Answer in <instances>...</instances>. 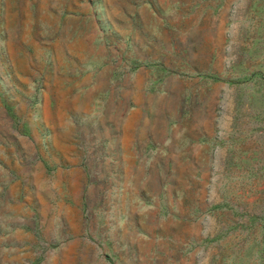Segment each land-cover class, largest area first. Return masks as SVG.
Here are the masks:
<instances>
[{"label": "rangeland", "instance_id": "obj_1", "mask_svg": "<svg viewBox=\"0 0 264 264\" xmlns=\"http://www.w3.org/2000/svg\"><path fill=\"white\" fill-rule=\"evenodd\" d=\"M122 2L0 0V264H147L152 253L156 264H264V0H222L215 26L214 9L195 0L165 3L171 16L156 20V36L195 49L200 35L215 36L219 72L155 73L187 97L165 101L170 117L127 121L115 99L116 82L132 76L119 64L124 44L116 49ZM211 81L218 90L203 89ZM217 129L233 132L235 144L228 168L199 173L215 175L216 217H195L196 171L176 153L154 154L148 169L116 180L117 144L128 162L134 139L143 163L168 132L178 147Z\"/></svg>", "mask_w": 264, "mask_h": 264}, {"label": "crops", "instance_id": "obj_2", "mask_svg": "<svg viewBox=\"0 0 264 264\" xmlns=\"http://www.w3.org/2000/svg\"><path fill=\"white\" fill-rule=\"evenodd\" d=\"M156 2L158 1L125 0V2H122V6L123 3L125 5L124 8H121V17H117L115 21L116 24L121 27V29H118L116 32V49L119 50V42H122L127 50L124 56H121V59L125 62H119V64L128 67L132 75L130 81H124L122 79L121 82H116L115 84L116 105L119 106L122 104L126 108L128 107L125 113H118L117 117H120L121 121L132 120L133 117H151L152 115H154V117H170L171 108H169L166 103H168L172 96L187 97V94L184 92L181 94V88H178V92L175 94L172 86L167 83V80H162V83L158 84L159 82L156 81V77H153L155 73L163 75L168 73L180 74L194 72L198 74L217 75L219 72V39L215 36L200 35L199 38L201 39L198 40L197 49L193 46L188 48H172L171 45L168 46V44L165 43V39H160L156 36L154 29L156 20L162 21L163 24L165 19L167 20L168 16H171V14H165L164 12L165 3L166 6L173 5L178 9H184L187 8L186 6L189 5L191 0H162L161 8H158L159 6H157L158 4H156ZM195 2L199 5L200 9H214L215 13H212L213 19H210V26H215L219 23L217 16L218 12H216V10L223 7L222 0H195ZM116 3L118 4L119 0H116ZM192 3H194V1L190 4ZM128 5L130 6L129 9L126 8ZM204 15H206V13H204ZM226 22H228V20ZM200 23L202 22L200 21ZM171 25L172 24L169 22L166 23V26L171 27ZM224 36L225 40L228 39V32ZM170 38L167 39V42H170ZM202 43H204V45ZM172 50L179 51V55L176 56L177 52H174L173 57H171ZM183 50H185L187 56L182 53ZM166 56L169 57V61H166ZM139 77L140 80H138ZM167 79H169V77ZM203 86L204 90L212 91L213 89H219V84L213 83L212 81L210 83H204ZM159 97L162 98L163 104L159 105L157 102L153 104L154 99ZM214 101L216 103L215 109L219 101L217 92ZM187 105L185 101L178 106L177 109L180 114H184ZM202 108L203 111H206L204 105ZM176 115H178V112H176ZM234 139V133L230 131L217 129L207 132L201 130L198 131L194 137H191L188 142L184 141L185 144L172 147L171 134L168 132V134L162 137V140L157 143L156 149L150 152L148 150L146 151V160L143 163L139 161L140 158H138L137 153L138 148L134 146V139H132V143H129L131 145L125 148L126 151L124 153V155L126 154L125 158H129L128 162H122L123 148L118 144L115 146V177L117 181L121 180L122 174L120 171L122 170H136L141 167L148 169L150 167L149 157L154 154L167 155L170 157L172 153H176L178 154L180 164L185 163L196 171L198 189L194 199V202H197V204L194 205V210L196 212L195 217L201 219L216 217L218 211H213V209L220 205H216V203H219L214 190L216 180L214 178L215 175L211 174L213 173L211 171L219 170L220 163H222L225 168H228L229 161L233 162L234 156L232 152L235 144ZM127 141L128 136L126 142ZM229 150H231L230 156L228 153ZM205 169L211 173L203 177L199 173ZM200 204H204V208L199 207ZM128 212L133 213V210L130 209ZM178 217L186 218L188 222L189 219L194 216L184 215ZM139 232L138 228H136L135 236H137ZM142 236L146 239H155V235L152 232H143ZM199 236V239L203 241L205 237L204 232L202 236ZM184 241L196 242V238L194 236H188ZM123 246L132 249L135 245L133 242L121 243V241H116V248L121 249ZM145 261L147 264H156L153 253L152 256L145 259Z\"/></svg>", "mask_w": 264, "mask_h": 264}]
</instances>
